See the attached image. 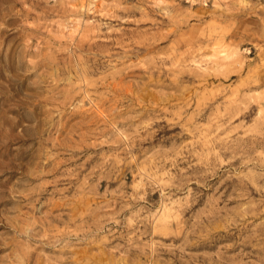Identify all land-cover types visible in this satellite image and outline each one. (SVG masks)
Wrapping results in <instances>:
<instances>
[{
  "label": "rangeland",
  "instance_id": "rangeland-1",
  "mask_svg": "<svg viewBox=\"0 0 264 264\" xmlns=\"http://www.w3.org/2000/svg\"><path fill=\"white\" fill-rule=\"evenodd\" d=\"M0 3V264H264V0Z\"/></svg>",
  "mask_w": 264,
  "mask_h": 264
},
{
  "label": "bare ground",
  "instance_id": "bare-ground-1",
  "mask_svg": "<svg viewBox=\"0 0 264 264\" xmlns=\"http://www.w3.org/2000/svg\"><path fill=\"white\" fill-rule=\"evenodd\" d=\"M1 5V3H0ZM4 15H5V12H4ZM3 17V16H2ZM1 17V18H2ZM5 17V16H4ZM2 20V19H1ZM11 168H19L21 169V173H22V178H25V179H28V180H34V178H32L31 176L33 174H36L37 171L35 172L33 169H31L32 171H29L28 170V167L29 166H10ZM23 168V169H22ZM36 170V169H35ZM35 172V173H34ZM36 180V179H35ZM2 192V191H1ZM1 200V199H0ZM2 201H0V205H1ZM165 206V205H164ZM166 207V206H165Z\"/></svg>",
  "mask_w": 264,
  "mask_h": 264
}]
</instances>
